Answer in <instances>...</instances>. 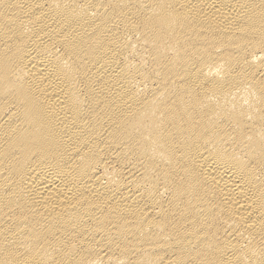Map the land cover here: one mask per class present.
Wrapping results in <instances>:
<instances>
[{
    "label": "bare ground",
    "instance_id": "1",
    "mask_svg": "<svg viewBox=\"0 0 264 264\" xmlns=\"http://www.w3.org/2000/svg\"><path fill=\"white\" fill-rule=\"evenodd\" d=\"M0 264H264V0H0Z\"/></svg>",
    "mask_w": 264,
    "mask_h": 264
}]
</instances>
